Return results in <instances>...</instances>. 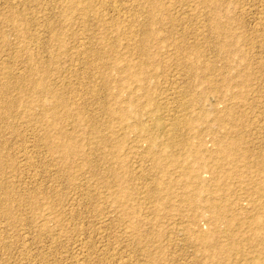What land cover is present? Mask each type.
Masks as SVG:
<instances>
[{
	"label": "rangeland",
	"instance_id": "rangeland-1",
	"mask_svg": "<svg viewBox=\"0 0 264 264\" xmlns=\"http://www.w3.org/2000/svg\"><path fill=\"white\" fill-rule=\"evenodd\" d=\"M86 1L0 0V264H264V0Z\"/></svg>",
	"mask_w": 264,
	"mask_h": 264
},
{
	"label": "bare ground",
	"instance_id": "bare-ground-1",
	"mask_svg": "<svg viewBox=\"0 0 264 264\" xmlns=\"http://www.w3.org/2000/svg\"><path fill=\"white\" fill-rule=\"evenodd\" d=\"M101 2H102V0H100ZM104 1V0H103ZM123 1V0H122ZM131 1V0H130ZM148 1V0H147ZM155 1V0H154ZM153 1V2H154ZM109 2V1H108ZM70 8L71 9H78L79 7V5L80 4H82V6H80L81 8H79L80 10H83V11H88V10H91V4L89 3V1H86V0H70ZM110 3H111V1H110ZM118 3V2H117ZM125 3V2H124ZM142 4V3H141ZM97 5V4H96ZM130 6V5H129ZM153 8L154 9H156V8H160V4H158V3H154L153 4ZM99 9V8H98ZM118 9H120V8H118ZM93 12V11H92ZM66 13V12H65ZM79 15V14H78ZM110 16V15H109ZM78 17V16H77ZM115 17V16H114ZM104 18V17H103ZM109 18V17H108ZM123 18V17H122ZM125 19V18H124ZM109 21V20H108ZM111 21H113V23H117L116 22V19H111ZM118 21V20H117ZM119 22V21H118ZM118 24V23H117ZM122 24V23H121ZM132 24V23H131ZM49 26V25H48ZM133 27V26H132ZM128 28V27H127ZM126 29V28H125ZM131 29V28H130ZM52 32H53V30H52ZM128 32V31H127ZM132 33H133V30L131 31ZM126 33V32H125ZM53 34V33H52ZM136 34V33H135ZM51 35V34H50ZM55 35V34H54ZM32 36V35H31ZM73 37V36H72ZM28 38V37H27ZM137 38V37H136ZM127 39V38H126ZM153 39V38H152ZM30 40V39H29ZM111 44V43H110ZM142 45V44H141ZM113 47V46H112ZM125 47H126V44H125ZM129 50V49H128ZM131 50V49H130ZM23 51V50H22ZM26 53V52H25ZM145 53V52H144ZM120 59V58H119ZM101 61V60H100ZM125 67V66H124ZM43 68V67H42ZM42 70V69H41ZM130 74H129V76H128V78L130 77L131 79H133L134 81L136 80H139V81H141V77H138V75L136 74H134V73H131V72H129ZM1 74V73H0ZM9 75V74H8ZM4 77V76H3ZM47 78V77H46ZM4 79V78H3ZM33 79V78H32ZM49 80V79H48ZM52 81V80H51ZM19 83V82H18ZM36 85H39V87H41V83H39V82H37L36 83ZM43 85V84H42ZM32 86V85H31ZM45 86V85H44ZM46 87V86H45ZM144 88H145V95H146V97H147V102L149 103V102H152V98H151V91H149L150 89H147L145 86H143ZM10 88V87H9ZM21 89V88H20ZM26 89V88H25ZM44 90H47V89H44ZM92 91V90H91ZM2 95V94H1ZM59 96V95H58ZM6 98V97H5ZM58 99V98H57ZM57 101V100H56ZM55 102V101H54ZM58 102V101H57ZM29 103V102H28ZM57 104V103H56ZM69 104V103H68ZM52 105H55V104H52ZM59 106V105H58ZM55 107V106H54ZM52 108L53 110L55 109V108ZM128 108V107H127ZM127 108H119V109H117V110H114L113 108L111 109L110 108V112L113 114L114 112H116L117 113V115H118V118L120 119V120H124L127 116H129V114H131V110H130V108L129 109H127ZM43 111V110H42ZM72 111V110H71ZM36 112V111H35ZM47 112V111H46ZM8 113H10V112H8ZM39 113V112H38ZM136 114V113H135ZM116 115V114H115ZM34 116V115H33ZM85 116V115H84ZM142 117V116H141ZM153 117V116H152ZM68 119V118H67ZM152 120V119H151ZM155 121H156V117H155ZM85 122V121H84ZM87 125V124H86ZM125 126V125H124ZM140 127H142V128H144L143 127V124L142 123H140V125H139ZM138 126V127H139ZM137 127V126H136ZM93 129V128H92ZM106 130V129H105ZM139 130V129H138ZM145 130V129H144ZM147 131H149L148 130V128H147ZM146 131V132H147ZM95 136V135H94ZM149 137V136H148ZM148 137H147V139H148ZM44 139V138H43ZM96 139V138H95ZM99 141V140H98ZM103 143V142H102ZM71 145V144H70ZM64 146H65V144H64ZM63 146V147H64ZM105 146V145H104ZM150 147H151V149L153 148V146H154V142H153V140H150V145H149ZM149 146H148V148H149ZM66 147V146H65ZM67 147H68V145H67ZM66 147V148H67ZM64 148L66 151L67 150H69V148ZM235 148V146H229V147H224L223 149H220V152H225V151H227V150H232V149H234ZM151 149L149 150V151H151ZM72 151V150H71ZM158 151V150H157ZM70 152V151H69ZM154 152V151H153ZM219 152V153H220ZM228 152V151H227ZM74 153V152H73ZM155 153V152H154ZM156 153H158V152H156ZM155 153V154H156ZM161 153V152H160ZM195 153H197V151L195 152ZM166 154H168L167 152H166ZM153 155V154H152ZM160 155H162V157H163V153H161ZM195 155V154H194ZM194 155H193V157H194ZM167 156V155H166ZM165 156V157H166ZM196 157V156H195ZM114 158V157H113ZM154 158V157H153ZM160 157H158V159H159ZM168 158V157H167ZM196 160H197V157L195 158ZM163 161V160H162ZM161 161V162H162ZM233 161H234V159H233ZM235 161H237V160H235ZM156 163V162H155ZM160 163V162H159ZM157 165H159V164H157ZM163 164H161V166H162ZM162 168V167H161ZM83 170V169H82ZM186 170H188L187 168H186ZM76 173V172H75ZM77 175V174H76ZM2 177V176H1ZM189 178H190V176H189ZM193 178L197 181V182H199L198 181V175L196 174H194V176H193ZM193 182V181H192ZM196 182V184H198ZM195 184V183H194ZM188 185H190V184H188ZM193 185V184H192ZM191 185V186H192ZM171 186V185H170ZM191 188V187H190ZM193 188H195V187H193L192 186V188L191 189H193ZM42 193V192H41ZM30 194H32V193H30ZM120 194V193H119ZM103 195V194H102ZM121 195V194H120ZM123 195V194H122ZM35 196V195H34ZM107 196V195H106ZM95 197V196H94ZM96 199V198H95ZM104 199V198H103ZM102 200V199H101ZM54 201V200H53ZM57 201V200H56ZM99 201V200H98ZM20 203V202H19ZM1 205V204H0ZM32 205V204H31ZM210 207H211V209H212V212L214 213V215H215V217H216V219L217 220H219L220 218H222L221 216V213L223 212L222 210V206L221 205H218V204H216V203H211V205H210ZM15 209V208H14ZM3 213V212H2ZM16 214V213H15ZM213 215V214H212ZM22 216V215H21ZM55 217V216H54ZM253 220H254V218H252ZM214 220V219H213ZM251 220V219H250ZM256 220V219H255ZM229 221H231V219H227L226 220V223L227 224H230V222ZM43 223V222H42ZM252 223V222H251ZM262 224V223H261ZM252 225V224H251ZM258 225V224H257ZM254 226H256V224L254 225ZM262 227V226H261ZM263 229H264V226L262 227ZM258 229V228H257ZM259 230V229H258ZM204 234H202V235H200V236H198V239H201V240H203L204 241V237L205 236H203ZM197 236H196V238H197ZM231 236V235H230ZM2 238V237H1ZM5 239V238H4ZM1 240V239H0ZM200 240V241H201ZM198 241V240H197ZM24 244V243H23ZM206 245V244H205ZM208 246V245H207ZM227 248V247H226ZM224 249V248H223ZM227 250H230V249H227ZM256 253V252H255ZM88 255V254H87ZM260 258V257H259ZM84 264V263H83Z\"/></svg>",
	"mask_w": 264,
	"mask_h": 264
}]
</instances>
